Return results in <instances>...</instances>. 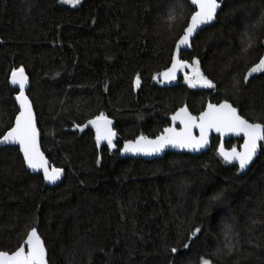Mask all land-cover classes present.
I'll list each match as a JSON object with an SVG mask.
<instances>
[{
  "label": "trees",
  "instance_id": "16d2710c",
  "mask_svg": "<svg viewBox=\"0 0 264 264\" xmlns=\"http://www.w3.org/2000/svg\"><path fill=\"white\" fill-rule=\"evenodd\" d=\"M180 2L170 27L160 16L171 0H0V136L19 110L10 76L23 66L42 149L66 171L45 186L19 148L0 147V250L36 227L50 264H264V150L246 173L223 160L216 137L201 155L120 156L125 141L160 135L183 106L197 114L227 99L264 123V72L244 80L264 56V0H223L217 22L182 53L199 59L213 88L158 78L196 10ZM101 112L114 122L115 148L98 145L87 124Z\"/></svg>",
  "mask_w": 264,
  "mask_h": 264
},
{
  "label": "snow or ice",
  "instance_id": "6c2138e0",
  "mask_svg": "<svg viewBox=\"0 0 264 264\" xmlns=\"http://www.w3.org/2000/svg\"><path fill=\"white\" fill-rule=\"evenodd\" d=\"M64 3L76 6L80 0H64ZM191 4L196 7V11L191 13L187 27L183 29V34L175 42L171 66L159 75L166 81H173L177 78L178 71L189 69L190 72L185 73L184 79L191 87L199 85L213 88L215 85L212 80L208 79L201 71L199 59L194 58L189 63L188 60L180 58V52L182 48L190 46V39L202 25L208 24L216 18L223 0H191ZM174 18V16L170 17V19ZM248 47H251V44ZM247 50L248 48L243 49L245 52ZM260 72H264V56L260 57L259 62L248 70L244 80L247 81L251 74ZM10 83L19 87V92L15 97L19 104V110L15 116L14 125L0 136V144L18 145L28 168L33 171L42 170L44 180L55 183L61 179L64 170L54 166L50 168L48 160L41 151L40 133L37 128L33 105L25 94L29 81L23 66L12 69ZM135 85L136 87L140 86L139 75L135 78ZM171 119L173 126L164 128L160 135L154 139L140 135L135 140L125 141L120 151L151 155L163 151L168 146L196 150L209 143L208 136L211 130L220 133L221 136L235 134L242 137L243 144L239 146V150L237 146L225 149L223 143L218 148L219 155L226 163L238 162L239 170H245L253 162L258 151L264 150V123L250 122L249 119L240 114L238 107L233 106V103L227 99L216 104L209 103L198 116L189 112L186 106L181 107L172 115ZM176 121H179V128L175 127ZM87 124L95 128L98 145L101 141H106L109 148L116 147L113 143L116 133L111 127L112 121L103 112L87 121ZM76 127L81 126L77 125ZM194 128L199 129V136L193 135ZM97 162L99 163V160ZM199 231V228L194 229L188 239L191 240ZM183 247L187 249L189 244L185 243ZM228 247L231 248L232 245L229 244ZM170 251L177 253L178 249L173 247ZM46 254L44 240L39 235L37 228L32 227L27 232L26 239L15 250H0V264H48ZM201 264H211V261L207 258H201Z\"/></svg>",
  "mask_w": 264,
  "mask_h": 264
},
{
  "label": "water",
  "instance_id": "95a60500",
  "mask_svg": "<svg viewBox=\"0 0 264 264\" xmlns=\"http://www.w3.org/2000/svg\"><path fill=\"white\" fill-rule=\"evenodd\" d=\"M189 2L191 3V0H189ZM191 5H192V4H191ZM223 5H224V2H223V4H222V7H223ZM192 6L196 9V7H195L194 5H192ZM222 7L218 10L217 16H216V18H215L213 21L209 22L208 24L202 25L201 28H200V29H199V30L193 35V37L190 39V46H189V47H184V48H182V50H181V52H180V58H181V55H182L183 52H186V51H190V50H192V44H193V41H194V39L196 38V36L199 34V32H200L202 29H204V28H206V27H208V26H211V25H213L214 23L217 22V17H218L219 12L221 11ZM195 11H196V10H195ZM190 18H191V16H190ZM189 20H190V19H189ZM186 27H187V26H186ZM174 52H175V49H174ZM25 74L27 75V77H28V81H29V83H28V85L26 86V89H25V94L28 96L29 100L31 101V103H32V105H33V112H34V114H35V117H36V120H37V128H38L39 133H40V135H39L40 148H41V151L44 153L46 159L48 160L49 167L51 168V167H53V166L51 165V162H50L49 158L46 156L45 152H44L43 149H42V132H41V130H40V128H39V125H38V117H37V113H36V110H35L34 104H33L32 100H31L30 96L28 95L29 89H30V87H31V79H30L28 73L26 72V70H25ZM179 76H180V73H179V71H178V72H177V78H176L175 80H173V81H166V80L163 79V81L165 82V84H174V83H176V82L178 81ZM10 77H11V76H10ZM10 85H11V87H12L13 89H15V90H17V91L19 92V87H18V85H12L11 83H10ZM17 94H18V93H17ZM17 94H16V95H17ZM16 95H15V97H16ZM15 101H16V99H15ZM223 101H224V100H223ZM221 102H222V101H221ZM229 102L232 103L231 101H229ZM16 103H17L18 108H19V104H18L17 101H16ZM209 103L216 104V103H220V102H212V101H208L207 104H206V106H205V108L207 107V105H208ZM233 106H235V105L233 104ZM183 107H185V106H183ZM186 107H187V106H186ZM235 107H236V106H235ZM180 108H181V107H180ZM187 108H188L189 112H191L193 115H196V116L199 115V113H197V114L193 113V112L189 109V107H187ZM205 108H204V109H205ZM178 109H179V108H178ZM178 109H177V110H178ZM204 109H203V110H204ZM177 110H176V111H177ZM203 110H202V111H203ZM238 110H239V109H238ZM176 111H175V112H176ZM239 111H240V110H239ZM17 114H18V113H17ZM240 114H241V113H240ZM241 115H242V114H241ZM171 117H172V116H171ZM171 117H170V125L167 126V127L173 126V121H172ZM108 118H109V117H108ZM245 118H246V117H245ZM109 119L112 121V125H111V127H112L113 131L115 132V129H114V122H113V120H112L111 118H109ZM246 119H247V118H246ZM249 121H250V120H249ZM250 122H253V121H250ZM14 123H15V120H14ZM14 123H13V125H14ZM175 127H177V128L180 127L179 121H176V122H175ZM93 128H94V127H93ZM165 128H166V127H165ZM94 129H95V128H94ZM7 131H8V130H7ZM7 131H6V132H7ZM115 133H116V132H115ZM199 134H200V133H199V129H198V128H194V129H193V135H195V136H199ZM116 137H117V134H116V136L114 137L113 141L116 139ZM147 137H149V136H147ZM215 137H216V138H219V146L221 145V143H223L225 149H230V148H227V147H226V142L229 141V140H231V139H241V140H242V143H241L240 145L243 144V139H242L241 136H237V135H235V134H226V135H224V136H221L220 133H217L216 131L211 130V131L209 132V136H208L209 143H208L206 146H204L203 148H200V149L193 150V149H188V148H180V147L168 146V147H166L163 151H161V152H159V153H154V154H151V155L143 154V153H124V152H121V151H120V156H121L122 158H135V159H144V160H155V159L161 158L162 156H164V155H165L166 153H168V152H176V153H191V154H194V155H201V154H203L204 152H207L208 150L211 149V147H212V142H213V139H214ZM149 138L154 139L155 137H149ZM132 140H135V139H132ZM101 142H103V143H107L106 141H101ZM123 146H124V143H123V145H122V147H121L120 149H122ZM0 147H17V148H19L18 145H11V144H0ZM218 148H219V147H218ZM237 148H238V150H239V147H237ZM19 152H20V150H19ZM260 152H261V150L258 151V154H257L256 157H254L253 162H251L250 165H249L245 170H240L242 173H246V172L250 169V167L252 166V164L255 162V160H256L257 157L259 156ZM20 155H21V157H22V159H23V154H22V152H20ZM23 161H24V159H23ZM24 164H25V166H26V169H27L32 175H42V176H43V171H42V170L33 171L32 169L28 168V166H27V164H26L25 162H24ZM231 164L236 165V166L239 167L238 162H232ZM58 168H60V167H58ZM63 170H64V169H63ZM65 176H66V171L64 170L63 173H62V176H61V179H60V180L56 181L55 183H50V182L44 180V184H45V186H51V187L58 186L59 184L62 183V181L64 180ZM43 179H44V178H43ZM41 238H42V237H41ZM42 240H43V239H42ZM45 246H46V245H45ZM46 250H47V247H46ZM46 259H47V261H48V264H50V262H49V252H48V250H47V254H46Z\"/></svg>",
  "mask_w": 264,
  "mask_h": 264
},
{
  "label": "rangeland",
  "instance_id": "374dc122",
  "mask_svg": "<svg viewBox=\"0 0 264 264\" xmlns=\"http://www.w3.org/2000/svg\"><path fill=\"white\" fill-rule=\"evenodd\" d=\"M62 2L64 3V0H62ZM68 5H70V4H68ZM183 11H184V7L181 4L180 0H171L170 5L166 6V8L163 10L162 15L160 16L162 23L163 24H167L170 27L173 26L176 23V20H179V18L182 17V15L184 13ZM172 16H174L175 18L174 19H170V17H172ZM247 35L248 34H246V37H247ZM191 62L192 61H189V63H191ZM186 72H190V70L189 69H184V70L179 71L180 75L182 76L183 82L185 84L189 85L184 79V76H185ZM158 78H159L160 82L163 81V77L162 76L159 75ZM163 83H165V82L163 81ZM201 87H203V86H199L198 85L197 87H192V88H201Z\"/></svg>",
  "mask_w": 264,
  "mask_h": 264
}]
</instances>
